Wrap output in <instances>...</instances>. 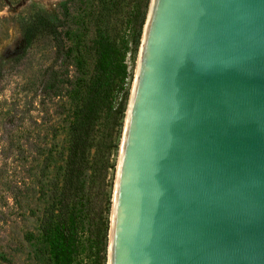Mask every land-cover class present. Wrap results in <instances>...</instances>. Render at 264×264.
I'll return each instance as SVG.
<instances>
[{
    "label": "water",
    "instance_id": "1",
    "mask_svg": "<svg viewBox=\"0 0 264 264\" xmlns=\"http://www.w3.org/2000/svg\"><path fill=\"white\" fill-rule=\"evenodd\" d=\"M136 61L106 264H264V0H148Z\"/></svg>",
    "mask_w": 264,
    "mask_h": 264
},
{
    "label": "trees",
    "instance_id": "2",
    "mask_svg": "<svg viewBox=\"0 0 264 264\" xmlns=\"http://www.w3.org/2000/svg\"><path fill=\"white\" fill-rule=\"evenodd\" d=\"M147 3L62 0L52 14L36 10L21 24L25 45L45 37L53 52L41 92L70 105L63 153L42 159L36 264H80L83 248L92 264H106L112 172L129 88L126 57L137 52Z\"/></svg>",
    "mask_w": 264,
    "mask_h": 264
},
{
    "label": "rangeland",
    "instance_id": "3",
    "mask_svg": "<svg viewBox=\"0 0 264 264\" xmlns=\"http://www.w3.org/2000/svg\"><path fill=\"white\" fill-rule=\"evenodd\" d=\"M59 1L0 0V264H36L41 254L37 217L45 206L39 196L42 159L63 153L70 105L66 97L41 92V72L52 62L53 52L45 37L25 45L21 24L36 10L52 14ZM135 59L136 54L133 60L126 57L129 87ZM118 156L119 145L115 173ZM48 171L52 178L54 167ZM79 259L80 264H92L85 248Z\"/></svg>",
    "mask_w": 264,
    "mask_h": 264
},
{
    "label": "bare ground",
    "instance_id": "4",
    "mask_svg": "<svg viewBox=\"0 0 264 264\" xmlns=\"http://www.w3.org/2000/svg\"><path fill=\"white\" fill-rule=\"evenodd\" d=\"M138 64V62H137ZM137 71V67L135 69ZM136 71H135V76H134V79L136 78ZM133 79V81H134ZM132 81V85L130 87V96L132 97V93H133V90H134V82ZM126 116H127V111H126ZM126 125V119H124V126ZM120 149H121V145L119 144V154H120ZM118 160H119V156H118ZM117 167H118V161H117ZM116 173H117V170H116Z\"/></svg>",
    "mask_w": 264,
    "mask_h": 264
}]
</instances>
